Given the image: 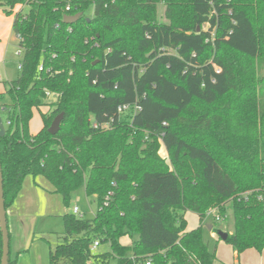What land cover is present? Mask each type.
Returning <instances> with one entry per match:
<instances>
[{"label": "trees", "instance_id": "1", "mask_svg": "<svg viewBox=\"0 0 264 264\" xmlns=\"http://www.w3.org/2000/svg\"><path fill=\"white\" fill-rule=\"evenodd\" d=\"M70 3L0 0L23 50L19 77L0 94L11 98L0 105L7 210L28 177L45 179L66 204L82 186L96 197L95 218L63 216L50 264H216L202 227L186 231L187 211L203 223L211 209L233 215L225 242L237 258L262 253L264 0ZM124 105L131 110L121 114ZM36 113L43 124L32 133ZM95 242L110 251L93 253Z\"/></svg>", "mask_w": 264, "mask_h": 264}, {"label": "rangeland", "instance_id": "2", "mask_svg": "<svg viewBox=\"0 0 264 264\" xmlns=\"http://www.w3.org/2000/svg\"><path fill=\"white\" fill-rule=\"evenodd\" d=\"M23 12L29 11L28 6H24ZM20 9V10H21ZM93 9L88 13L92 15ZM166 7L159 6V20L168 22L166 18ZM206 27V26H205ZM8 24L0 19V94L8 90V85L15 81L20 75V62L23 55L17 56L16 51L20 49V42L14 32L11 33L9 46L5 49L6 32ZM55 99L50 97V101ZM11 98L5 94L0 100V105H8ZM0 115L4 121H7V113L1 110ZM42 119L39 113H36L31 122V131L37 133L42 128ZM160 156L169 164L170 155L164 145L161 148ZM51 185L43 178L36 182L32 177H28L23 185L21 195L17 202V208L21 217L19 223L20 243L26 245V250L20 254V264H50V250L60 242V238L65 231L63 216L73 214L75 207L79 208L80 215L85 219H93L98 213V202L96 197L88 196L85 187L82 186L71 195L69 202L66 204L59 193L52 191ZM247 193L241 195L246 196ZM221 221H217V216ZM186 231H191L202 227L204 242L209 246V250L216 253L217 264H235L233 250L230 244L219 237V232L230 234L234 232V217L231 213L223 220L218 210L211 209L203 223L200 222L199 216L193 211L186 213ZM212 228V229H210ZM135 236L133 240L128 238L129 243L137 241ZM110 251L109 244L99 246L96 253H106ZM264 256V251L259 253L255 250H248L240 257L239 264H257L255 259ZM15 259V256H13ZM109 264H117V259L112 258Z\"/></svg>", "mask_w": 264, "mask_h": 264}, {"label": "water", "instance_id": "3", "mask_svg": "<svg viewBox=\"0 0 264 264\" xmlns=\"http://www.w3.org/2000/svg\"><path fill=\"white\" fill-rule=\"evenodd\" d=\"M81 17L82 14H77L75 16H66L64 21L66 24L71 25L76 23ZM64 118H65L64 113H61L54 119L51 127L48 130V132L51 135L55 136L60 132ZM5 135H6V127L0 115V137H4ZM0 232L2 236L1 264H10L11 238L9 231L7 208L5 204L4 176H3L1 159H0ZM219 237L223 241H226L227 238L229 237V234L225 232H219Z\"/></svg>", "mask_w": 264, "mask_h": 264}, {"label": "crops", "instance_id": "4", "mask_svg": "<svg viewBox=\"0 0 264 264\" xmlns=\"http://www.w3.org/2000/svg\"><path fill=\"white\" fill-rule=\"evenodd\" d=\"M20 7H17L15 12L19 11ZM0 19L4 20L8 24V30L6 32V41H5V49L9 46V42L11 39V33L13 32V23H12V17H7L2 10H0ZM1 45H0V51H1ZM33 133V132H32ZM21 193L19 194L18 198L14 202V204L8 208L7 210V216H8V223H9V231H10V238H11V249H10V260L15 261L16 264H20L21 257L20 254L26 250V245L23 243H20V234H19V223L21 217L18 212L17 202L20 197ZM232 234V232H230ZM129 237H126L122 240V242L125 245H131L133 242L129 243L128 241ZM13 256H15V259H13ZM235 264L240 263V258H237V254L233 253ZM241 257V256H240ZM1 233H0V264H1ZM257 264H264V256H262L260 259H255ZM217 264V261H216Z\"/></svg>", "mask_w": 264, "mask_h": 264}, {"label": "built area", "instance_id": "5", "mask_svg": "<svg viewBox=\"0 0 264 264\" xmlns=\"http://www.w3.org/2000/svg\"><path fill=\"white\" fill-rule=\"evenodd\" d=\"M68 1V5H67V11H70V9H71V3H70V0H67ZM212 5H213V2L211 3ZM205 29H207V26L205 27ZM18 38V40H19V42L22 40L20 37H17ZM16 55L17 56H21V55H23V50H22V48L20 47V49L18 50V51H16ZM20 68H21V64H20ZM40 71H43V66H41L40 67ZM1 76V75H0ZM131 110V106H129V105H124V106H122V107H120L119 108V112L122 114V113H126V112H129ZM141 110V108L138 106V105H136L135 106V109H134V112L135 113H138L139 111ZM165 126H166V124H164ZM94 127L95 128H106V127H109V125L107 124V125H105V126H103V125H100V124H98V123H96V124H94ZM109 201V199H107V201L105 202V206H108V202ZM73 212H74V214H76V215H80V211H79V208L78 207H75L74 209H73ZM217 216V215H216ZM216 220L217 221H220L221 220V218L220 217H216ZM99 246H100V244H99V242H95L94 243V245L92 246V248H91V251L93 252V253H96L97 252V250H98V248H99ZM151 262L150 261H148L146 264H150Z\"/></svg>", "mask_w": 264, "mask_h": 264}]
</instances>
